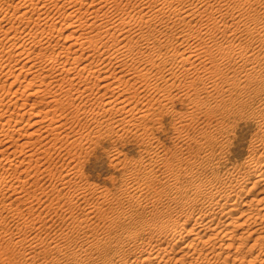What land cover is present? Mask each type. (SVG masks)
Instances as JSON below:
<instances>
[{
    "label": "rangeland",
    "instance_id": "1",
    "mask_svg": "<svg viewBox=\"0 0 264 264\" xmlns=\"http://www.w3.org/2000/svg\"><path fill=\"white\" fill-rule=\"evenodd\" d=\"M3 1L4 0H0V5L11 1L12 6H15L16 2H20V0H14L15 3L12 2V0H6L7 2ZM62 1L63 0H59V3ZM156 1L157 0H110L108 3V8H110L108 10V17L112 19V22H119L121 16L125 17L129 13L134 17L131 21L130 29L132 32L137 31L139 36H134L135 41L132 42V47L140 48L142 54L138 60L133 61L132 59H128L120 66L121 68L124 66L123 68L125 69L136 68L145 71V64L141 63L145 61L149 63L148 77L142 80V83H144L146 87L144 91H142L143 86L141 87V80H130L129 74L125 72L124 74L122 73L124 76L122 79L118 78L121 76V74L118 73L123 69L111 60V52L107 53L104 51L102 55H105V57H103L98 51L99 49L94 51L89 45L88 51L81 45L77 46L80 43L72 45L74 38L77 37V35L80 36L79 33L85 32L89 35L92 30H81L80 32L77 30L74 34V29L72 30L73 21L71 22L72 19H70V14H62L59 10L58 12H61L59 15L56 11V7L52 8L54 6H48L49 13L47 14H51V17L47 18L45 22L40 20L42 28H39L40 25H36V14L29 15H33V18L36 20L32 19V21L29 22L26 20L18 21V19H16L17 17H15V19L12 17L11 19L10 14L9 18L8 14L0 8V16H3L2 18L0 17L2 20L0 21V25H3L2 27L4 30L8 28L4 27L5 25L7 26L8 24V26L11 27L18 22L21 23L16 25L18 30H25V33L27 29H31L30 26L33 24V31H39L38 29H43V27L46 29L57 28L58 30V33L55 29V31L52 29L54 33H52L53 31L51 30L47 32L49 33L47 35L44 33L46 35L45 38L49 36L45 40L43 34L42 42L39 44L37 43V47L33 43H29L31 42L30 40L27 41L28 46L30 47L31 45L30 48L34 46L32 49H29L30 55L34 54L31 56V59L33 60L34 57V62L37 61L33 69H26L28 66L22 68L24 71H22L23 74L18 80L17 77L16 79L14 77L21 71L20 67L23 65L24 57H20L21 59L18 60V65L13 68L14 70L11 69L8 71L6 66L5 69L7 71L5 69L3 70L1 67L2 64H6L5 60L8 61L7 63H10V58L12 59L13 56L9 54L10 57L8 55V53L11 52V48H8L10 47L9 45H7L5 51H2L4 47L0 45V71L2 70L0 72V86L4 85V87H0V95L2 94L6 97L2 102L3 104L0 107V111L4 112L8 110L10 111L8 113H11L12 110V112L15 113L14 115H16L23 114L22 112L27 110L24 111V120L20 119L22 121L19 123L20 128L22 125L24 128L18 129V131H15V134L11 131L10 126L12 124L11 122H15V120L9 122L8 125L6 123L7 121H3L0 124V133L5 122L6 132H8V135L12 134L14 136L11 137L10 135L9 140L6 138L8 142L10 141V144H7V142L0 143V150H6L5 153L2 150L3 153L0 151V160H2L0 161V180H2V178L5 180L0 181V264H119L120 261L122 263L128 261L130 264L131 260L134 256H137L138 253L130 250V245L126 241L128 232H136L139 237L138 242L142 245L147 244V241L149 242L150 239V233L147 228L150 227L149 224L155 222L157 217L156 210L154 209L169 211L166 207L168 205L166 202L167 197H179L178 187L185 189L191 186L194 180H207L218 175H224L228 170L240 167L251 154L260 155L261 151L258 148L252 147V140H254L257 135L261 134L257 123V108L264 99V60L258 64V71L255 73L254 77L240 80L242 74L239 67L242 61L238 60L235 62L234 56L229 60V58L225 56V51L219 50L216 47L211 48L210 40L211 37H213L223 46L228 47V45H232L230 43L232 37H227L226 35L232 33L229 31L230 27L235 28L240 23L238 30L240 39L238 37L233 39V41L236 40L235 45L249 47L253 57H263L264 44L260 46L259 38L249 35L248 32L264 28V0H248L249 2L246 0H209L206 4L204 2L200 3L199 0H174L175 5L169 3H156ZM110 3L113 7L110 6ZM141 3L152 5L155 10L160 7L163 11V16H155L153 13L149 19L148 16L145 15V10H139ZM179 3L197 6L202 12V15L207 16V19L200 18V16L197 15H185L183 13L175 14L173 9ZM144 4L142 5L144 6ZM81 5L83 11L89 6L88 4ZM219 5L223 6L222 10L218 9ZM103 8L105 10L107 9L106 6ZM103 8L101 11L102 13L105 11ZM15 9L16 8L11 7L10 12L12 11L11 13H13L15 11L16 14L18 12L20 14L22 11L21 8ZM44 10L47 11V7ZM85 14L86 13H83V16ZM231 14H234V17L231 16ZM240 14H243L242 18ZM87 15L88 13L85 15L86 17L84 16L85 19L88 18ZM254 16L259 18L253 19ZM213 17H218L220 19L224 18V20H226L227 27H222V32H219L213 25L210 26L209 30L204 27L203 24L206 22L211 23ZM57 18H59V20H55ZM69 22H71L70 25ZM9 24L12 25L10 26ZM60 25L61 27H66L68 25L69 28L67 27L62 31L63 33L61 32L60 34ZM3 28L0 30H3ZM104 28L105 27L100 29ZM23 31L22 33L25 35ZM29 31L26 33V37H28ZM93 31L96 33L98 30ZM2 32L3 31H0V34H3ZM111 32H115V29H112ZM67 33L69 34L67 35ZM104 34H109V32L104 31L103 35ZM57 35H61L60 37L62 39ZM70 35L74 37L71 38V40ZM65 38H67L68 41ZM55 40L58 43H56ZM21 41L22 40L19 42ZM69 43L71 47L68 45ZM188 43L201 46V55L215 60L214 65L216 66L218 63V68L216 69L214 66L210 67L213 64H208L206 68L192 69L189 72L184 71L181 75L175 77L174 80L167 81L166 73L168 68L184 70L185 66H188V64L184 65V62L181 60L182 56L179 55L183 52ZM46 44H48V46ZM41 45H43L42 47L46 46V52ZM66 45L68 47L67 50H69V48L71 49L69 50L70 52L66 51ZM28 46L27 48H29ZM109 47L110 45L108 44L105 46V48ZM48 50L52 54H49ZM91 50L94 52L90 53ZM41 52L44 54L42 55ZM105 52L106 54H104ZM58 53L59 56H62L59 57ZM2 54L5 55L3 56ZM52 55L57 56L55 58L57 60H54ZM75 55H78L79 58L78 56L75 57ZM73 57L77 58V60ZM82 57H85L84 60ZM47 59L50 60L48 61ZM91 59L93 64L96 63L94 65H97L95 67L98 68V70L100 66H103L101 67L103 71L107 69L106 75L110 76L111 81H114L112 88L105 89V87H103V83L105 82L100 81V79L97 80L98 74L97 76L94 74V76L92 73L94 69L90 72V69L81 68ZM59 60L60 62H58ZM78 60L81 62L78 63L77 66H81L79 67L80 69L77 68L78 71L77 69L75 70L76 73L78 72L76 82V77H73L75 71L73 74H68L58 68L63 67L61 66L63 65L62 62H71L72 66L73 64L76 66L75 62ZM47 61L48 63H46ZM104 62H107V64ZM37 63L40 64L41 67L44 66L42 67L43 69H40L41 67H39ZM47 64L49 65L48 67ZM35 67L37 70H35ZM232 68L239 70L236 77L226 79L227 76L233 74L231 72ZM26 70L27 73H25ZM30 70L32 71L30 72ZM33 71L35 72L33 73ZM79 71L82 72L81 74L88 73L93 76L89 77L87 74L86 78V74L81 76ZM61 74L65 75L62 77ZM35 75L38 79L36 77L34 78ZM65 76H67L66 81L63 80V82L60 80L61 78H65ZM79 76L80 78L85 77V81L83 79L81 80ZM57 77L61 78L57 80ZM71 77L74 78V85L76 87L73 89L74 95L70 96L63 91L64 93H61L62 96L60 95L63 99L59 96L62 101L60 100L55 103V101L51 100V95L57 89V92L60 88L64 90V88H62L64 85L70 87L67 84L69 83L68 78L70 79ZM34 79L36 80L34 81ZM29 80L30 85L27 87L26 84H29ZM41 80H44V82L41 83ZM13 81L14 83L12 84L14 85L11 86L10 82ZM52 81H55L53 85H56V87L59 85L57 89L54 88L55 86L53 87ZM96 82L99 83V85ZM171 82L174 83L173 86L170 85ZM33 84L35 88L32 86ZM35 84L41 85V87H37ZM23 86H25V88ZM44 86H50L49 90L47 89L48 87ZM83 86H85V88ZM154 86L165 90L164 101H162L159 95L160 92L158 93L154 90ZM10 87L12 89L10 91H14L12 93L9 91L8 95L7 88ZM42 87H44V89ZM135 88L139 90L136 91ZM22 89H25L24 92L20 91ZM35 89L42 90L39 91L38 93L40 94H38V90L35 91ZM16 90L17 94L13 95ZM31 90L35 92L33 93ZM61 90L59 92H62ZM82 90L84 91L82 92ZM113 90L115 93L112 92ZM103 92L105 96L102 94ZM89 93H92L90 97ZM18 94H20L22 98H18ZM46 94H48V96ZM76 94L82 99H78L77 96L75 97ZM10 95V98L16 101H12L11 103L9 99ZM26 95H28V99L25 97ZM63 95L65 98L68 95L69 98L65 100ZM117 95L121 96L120 100L126 98L127 104H129L130 100V104L127 106L131 108L134 107V112H128L127 114L122 111L117 112L114 109L104 112L100 104V102L103 101L101 99H105L109 96L116 98L114 96ZM84 96L87 97V101L84 99ZM99 96L101 98H99ZM74 98H77V100ZM20 100H22V102H20ZM19 102L24 106L21 105L19 107ZM10 103L14 105L11 106ZM49 103H52L53 106ZM67 103H69V106ZM57 104H60V106ZM7 105L10 108L8 107V109H5ZM54 105L58 107L52 110ZM22 107L23 109H20ZM146 107L154 108V110L150 115L144 117L142 110ZM58 108H60V114ZM29 109L31 112L34 111V113L37 112L38 115L40 114L41 116L39 117H43L40 119L41 121L43 120L42 123L44 122V124H47L42 125L41 121L37 123L30 115L31 112ZM61 109H63V111ZM38 111H41L45 117ZM51 111L53 113L55 112L56 114H54L56 116L52 114ZM46 112L48 115L45 114ZM62 112H67L66 116L64 113L63 117ZM49 115L54 118H50L52 119L50 124L48 123L50 121L48 118ZM57 115L61 117L59 118ZM125 116H128L127 119L129 121L123 120ZM55 118H57L58 121H56ZM115 118L116 120L119 118L118 121H115ZM30 120L32 122L35 121L38 125L35 122L33 123L36 126L33 125ZM26 121L28 125L25 124ZM53 121L58 125L54 126L55 123ZM62 121H64V124ZM47 125H52L55 128L58 126L59 128L53 129L52 126L48 127ZM48 128H52L53 130L51 129L50 132ZM40 130L41 132L39 134ZM58 130H60V132ZM26 131H29V133L33 132L32 138ZM36 131H38V133ZM19 133L20 136L22 133L26 135L24 134L25 136L20 137ZM43 133H45L46 136L43 135ZM35 135L37 138H35ZM44 136L45 138H42ZM17 138L19 141H16ZM29 138L31 139L30 142ZM36 139L40 140V143L43 142V144H40L41 149L39 148L40 146H38L39 143H36L38 142ZM34 140H36V142ZM13 141L17 143L13 144ZM24 142L27 143L26 146ZM31 143L34 146H32L33 149L35 148L34 151L36 149L40 150H36L37 153H35L33 158L31 157L32 160L29 157L30 153L29 156L26 154L27 150L30 152L32 148H30ZM21 144L25 146L24 149L26 151H21L25 156L20 152V149H23L19 148L22 147ZM46 144L47 146H45ZM7 145L10 147L12 153ZM43 145L45 147H43ZM13 148L17 150L15 155L13 154ZM1 154H3V158ZM17 155L19 158L16 157ZM11 156L12 158H10ZM7 157H9L10 160ZM15 157L16 160H14ZM3 161L4 163H8L5 165L2 163ZM18 161L20 164L17 163ZM11 165L12 168L10 167ZM12 175L14 177H12ZM9 184L12 187L9 186ZM15 187L18 189L14 191L13 189H15ZM80 192H83V194L80 195ZM99 193H102L104 196V199L101 201L96 200V196H98ZM94 203L97 204L96 208H91L90 210L89 207ZM172 204L174 205V203ZM32 236H36L37 243L34 242L31 244L25 241V239H31ZM20 238H23L24 242H17ZM51 245L52 247L56 245L57 248L53 249Z\"/></svg>",
    "mask_w": 264,
    "mask_h": 264
},
{
    "label": "bare ground",
    "instance_id": "2",
    "mask_svg": "<svg viewBox=\"0 0 264 264\" xmlns=\"http://www.w3.org/2000/svg\"><path fill=\"white\" fill-rule=\"evenodd\" d=\"M4 1H6V0H4ZM208 1L209 0H199L200 3L204 2L205 4L208 3ZM246 1L249 2L248 0H246ZM12 2H14V0H12ZM109 2H110V0H63L61 3H59V0H20V2H18V3L16 2L15 6H12V3L10 1V2H7V3L1 4L0 8H2L4 10V12L6 14H8V16L10 14L11 19H12V17H14L13 19H15V17H17L16 19H18V21L19 20L20 21L21 20H26L27 22L32 21V19H34L33 15L36 14L37 15V20L36 19H34V20H36V25H40L39 26V28H40L41 27V24H40L41 21L40 20H42V22H45V21H47V18L51 17L50 16L51 14L50 15L47 14V13H49L48 12V6H54L52 8L56 7V9H57L56 11L57 12L60 10L62 12V14H70L71 18L70 17L69 18L72 19L71 22L73 21L72 22V24H73L72 30L74 29L73 30L74 34L76 33L77 30L79 32L81 30H87V31H89V29L92 30L90 33L88 32L89 35L86 34L85 32L79 33L80 36H78L77 35L78 33H77L76 34L77 37H75V38L72 37V35H70L71 36L70 40H71V38H74V41H72L73 43L70 42V43H72V45L73 44L76 45V44L80 43L77 46L81 45L87 51L89 49L88 48V45H89V47H92L94 51L96 49H99L98 51L101 53V55H102V53L104 51H106L107 53L111 52V57H110L111 60H113L114 63H117L118 66L121 68L122 63L127 61L128 59H132L133 61H136V60H138V58H140V55L142 54L141 49L132 47L133 46L132 42L135 41V37L134 36H139V33H137V31H133L132 32L131 29H130L131 21L134 19L133 15L130 14V13L127 16H125V17L121 16L120 17L121 20L119 19L120 20L119 22H112L111 21L112 19L108 17V15H109L108 14L109 13L108 10L110 9V8H108V6H109L108 3ZM143 2H145V1H143ZM156 3H162V4L169 3V4H172V5H175V1L174 0H157ZM81 4H88L89 6L87 7V9H85V11H83L82 10L83 8H82ZM142 4H144V3L140 4L139 10L140 11H144L145 10V15H147L149 19L151 18L153 13H154L155 16H157V15H161V17L163 16V11H162V9L160 7H158L157 10H155L152 5L144 4V6H143ZM79 5H81V6H79ZM105 6L107 8L106 10L103 8ZM110 6H111V3H110ZM117 6H119V5H117ZM11 7H14L16 9H20L21 8L22 11H21L20 14H19V12L17 13L19 15H17L15 11L13 13H11L12 12V11L10 12ZM46 7H47V11L44 10ZM111 7H113V6H111ZM137 7H138V5H137ZM222 7H223L222 5H219L218 9L222 10ZM102 8L105 10L103 13L101 12ZM173 10H174L175 14L183 13L185 15L186 14L187 15H197V16H200V18H206L207 19V16L202 15V12L200 11L199 8H197V6H190V5H186L184 3H179L178 5H176L174 7ZM17 11H19V10H17ZM30 12H32V13H30ZM61 12H58V14L60 15ZM83 13H86V14L88 13V15H87L88 18L85 19L84 16L86 14L83 16ZM30 14H33V15L29 16ZM62 14H61V16H62ZM8 16H6V17H8ZM10 16H9V18H10ZM55 16H57V15H55ZM231 16L234 17V14H231ZM240 16L242 18L243 14H240ZM258 18L259 17H257V16L253 17V19H258ZM6 19H8V18H6ZM43 19H46V20H43ZM212 19H213V21L211 23L206 22L205 24H203L204 27L207 30H209L210 26H212V25L219 32L223 31L221 29L222 27H227V22H226V20H224V18L220 19L218 17H213ZM50 20L52 21L51 18H50ZM55 20H59V18H57ZM0 21H2V20L0 19ZM71 22H69V25H70ZM8 23H10V22H8ZM12 23H13V20H12ZM18 23H20V22H18ZM4 24H6V23H4ZM17 24L16 23L14 25L11 24L12 26L9 24L11 27H9L8 24H7V26L6 25L4 26V27H8L7 29L5 28V30L2 27L3 25L2 24L0 25V29L3 28V30H0V31H3L2 32L3 34H0L1 35V37H0V45H2L5 48V49L1 48L2 51L3 50L5 51L7 45H9L10 47H8V48H11V50H10L11 52L8 51L9 50L8 49L7 51L10 52V53H8V55L10 54V55L13 56L12 59L10 58V60H11L10 63H7L8 61H6L2 57L5 60V62H6V64H2V66H1L3 68V70L5 69V66L8 68V71L13 69V68H15L18 65L17 64L18 60L21 59L22 57H24L23 58L24 59L23 65L20 67L21 71L20 72L18 71L19 73L17 72L18 74L14 77L15 79L17 77V80H18V78L23 74L22 71H24V69L22 70V68H25L26 66H28V67H26V69L27 68L28 69H33L34 66L36 65L35 63L37 61L36 60L34 62V57H33V60L31 59L32 58L31 56L34 55V54L30 55V50L29 49H32L34 46L32 48H30L31 45L29 44L30 45V47H29L28 44H27V41L30 40L31 42H29V43H33L34 45H36L37 43L39 44L40 42H42L43 34L45 33L47 35V34H49L47 32H49L50 30L53 31L55 28L54 29L52 28L53 29L52 30L51 28H47L46 29V28L43 27V29H38L39 31H35V30L33 31L32 27H33L34 24L32 23L33 25L30 26L31 29L29 27H27V28L30 29V31H29V29H27V32L29 31V33H28V37H26L25 35H26L27 32L25 33L24 32L25 30L23 31L22 29H20L21 31H19L18 27L16 26ZM47 24H48V22H47ZM51 24H52V22H51ZM61 25H60V28H59L60 29L59 30L60 34H61L62 31H64V29H66L67 27L69 28L68 25L66 27L65 26L61 27ZM239 25H240V23L235 28L230 27L229 31H231L232 33H228L226 35L227 37H232V41L230 42L232 45H228V47L227 46H223L218 41H216L213 37H211V40H210L211 48L216 47L219 50L225 51V56L227 58H229V60H230V58L232 56H234V58H235L234 61L235 62H237L238 60L242 61V64L239 67V69L241 70L240 72L242 74L240 80L241 79H251L252 77L255 76V73L258 71V64L262 60H264V56L263 57L262 56L253 57L252 53H251V49L249 47L238 46L237 44L235 45V41L236 40L233 41V39L236 38V37H238L240 39V37L238 35V30H239V27H240ZM14 26H16V27H14ZM21 27H23V26H21ZM55 27H56V25H55ZM103 27H105V28L104 29H100V28H103ZM34 28H36V27H34ZM23 29H25V28H23ZM112 29H115V32H111ZM55 30H57V28ZM69 30H71V29H69ZM93 30H95V31L98 30V31L95 33ZM22 31L25 33V35L22 33ZM54 31L52 33H54ZM104 31L105 32H109V34H104L103 35ZM57 33H58V30H57ZM45 34H44V38L46 36ZM68 34L69 33H67V35ZM248 34L252 35V36H257L259 38L260 46L264 44V28L251 30V31L248 32ZM50 35H51V33H50ZM67 35H66V37H67ZM57 36H59V35H57ZM47 37L45 38V40L47 39ZM54 37H56V36H54ZM67 38H65V39L67 40ZM79 39H81L82 41L79 40ZM20 40H22V41L19 42ZM43 41H44V39H43ZM183 41H185V40H183ZM55 42L58 43L56 40H55ZM49 43H51V42H49ZM70 43L68 45L71 47ZM48 44H46V45L48 46ZM53 44H55V43H53ZM107 44L110 45L109 48H105V46H107ZM233 45H235V46H233ZM27 46L29 48H27ZM42 46L43 45H41V47ZM36 47H37V45H36ZM258 47H259V45H258ZM14 48H15V50H14ZM42 48L45 49L46 46L42 47ZM65 48H66V51L71 50L70 48H69V50H67V48H68L67 45H66ZM49 49H50V47H49ZM201 49H202V47L199 46L198 44L194 45V44H189L188 43L186 45L185 49L183 50V52L179 54V55L182 56L181 60L184 62V65L188 64V66H185L184 70H175L173 68H168L167 69V73H166L167 74L166 75V80L167 81L174 80L175 77L181 75L184 71L189 72L192 69L206 68L208 64H213L210 67L214 66L217 69L219 64L217 63V65L215 66L214 65L215 64V60H213L210 57L202 56L201 55ZM78 50H79V48H78ZM93 50H91L90 53L94 52ZM46 51L47 50L45 49V52ZM50 51H51V49H50ZM50 51H49V54H52V53H50ZM54 51H56V50H54ZM82 51H83V49H82ZM99 52H97V53H99ZM106 52L104 54H106ZM0 53H1V50H0ZM43 54L44 53H42V55ZM80 54H83V53H80ZM80 54H79V56H80ZM91 55H89V56H91ZM49 56H48V58H49ZM58 56H59V53H58ZM61 56H59V57H61ZM77 56L75 55V57H77ZM79 56H78V58H79ZM56 57L57 56H53L52 55V58H54V60H57V59H55ZM63 57H65V56H63ZM85 57H87V56H85ZM103 57H105V55ZM46 58H44V59H46ZM84 58H83V60H84ZM74 59L77 60V58H74ZM102 59H100V60H102ZM47 60L49 61L50 59H47ZM80 60H82V59H80ZM80 60H78L79 62L78 61L75 62L76 66H74V64L72 66V63H71L72 60L71 59H70L71 62L69 61L70 63H63L62 62L63 65H61V66H63V67L62 68H58V69H62L63 71L67 72L68 74H71V73L73 74V72L77 68L80 69L79 67L81 65L77 66V64L81 62ZM48 61L46 63H48ZM90 61H92V59L87 61V62H90ZM1 62H3V61H1ZM5 62H3V63H5ZM52 62H54V61H52ZM58 62H60V60ZM64 62H67V61H64ZM86 63L84 64V66L81 67L82 69H90L89 70L90 72H91V70L94 69L92 71L93 75L95 74L97 76V74H98V79L97 80L100 79V81H102V82L104 81L105 82V83H103L104 84L103 87H105V89H109V88L113 87L114 81H111L110 80V76L106 75L107 69H104L106 71H103V69L101 70V67H103V66H100V69L98 70V68L95 67L97 65H94L96 63L93 64V61L88 63V64H86ZM104 63L107 64V62H104ZM49 64H51V63H49ZM97 64H98V62H97ZM141 64H145V69H146L145 71L144 70H140V69H136V68L125 69V68H123L124 67L123 66L121 68L123 70L120 71V68H119L120 73H118V74H121V76L118 77V78L122 79L124 77L122 75V73L124 74V72H125L126 74H129L128 76H130L129 77L130 80H132V79H135V81L141 80V83H142V80L147 79V77H148V72H149L148 66H149V63L145 61V62H142ZM38 65H39V67H41L40 64H38ZM43 65H45V64H43ZM54 65H56V64H54ZM57 65H58V63H57ZM48 66L49 65L47 64V67ZM42 67H44V66H42ZM42 67L40 69H43ZM45 68H46V66H45ZM53 69H55V68H53ZM78 69H77V71H78ZM35 70H37L36 67H35ZM31 71L32 70H30V72ZM38 71H39V69H38ZM47 71H49V70H47ZM47 71H45V72H47ZM58 71L62 72L61 70H58ZM238 71H239L238 69H233L232 68L231 72L233 74L230 75V76H227L226 79H232V78L236 77ZM10 72L12 73V71H10ZM34 72L35 71H33V73ZM40 72H41V70H40ZM49 72H51V71H49ZM82 72H83V70H82ZM82 72L79 73L81 76L84 74V73L81 74ZM25 73H27V70H26ZM67 73H65V74H67ZM77 73L75 71L74 76L71 75L73 77H76L75 81H76L77 76H78ZM12 74H14V73H12ZM47 74H46V76H47ZM53 74H54V72H53ZM87 74L85 76L86 78H87ZM64 75L61 74L62 77ZM49 76H52V75H49ZM92 76H91V74L89 75V77H92ZM35 77H36V75L34 76V78ZM57 78H58L57 80H59L61 77L60 78L57 77ZM79 78H80V76H79ZM79 78H78V80H79ZM84 78L81 77L80 79L81 80L83 79L85 81L86 78L85 79ZM40 79H42V78H40ZM49 79H48V81H49ZM73 79L74 78H72V77L70 79L68 78V82L69 83L67 85H69L70 87H66L64 85L66 87L65 88L64 86H62L60 84L62 86V88H64V90H61V88L59 87L62 92H59L60 90L57 92V90H58L57 87L59 85L56 87V85H53L56 80L54 82L52 81L53 82L52 83L53 87L55 86L54 88L57 89V90H55V92H53V94L51 93V90H50V93L52 94L51 95V100L55 101V103L57 101L59 102L61 99H63V98H61V96H62L61 93L63 94L64 92H65V94L73 96L74 95V90L73 89L76 88L75 85H74L75 82H74ZM17 80H16V82H17ZM35 80L36 79H34V81ZM60 80L66 81L67 80V76H65V78H61ZM32 81H31V83H32ZM45 81H47V80H45ZM27 82H28V80H27ZM43 82H44V80L43 81L41 80V83H43ZM117 82H119V81H117ZM10 83H11V86L14 85V84H12V83H14V81L10 82ZM50 83H51V81H50ZM59 83H62V82L60 81ZM80 84H78V85H80ZM97 84L99 85V83H97ZM29 85H30V80H29V84L28 85L26 84V86L29 87ZM45 85H49V84H45ZM170 85L173 86L174 83L171 82ZM1 86L4 87V85H1ZM32 86L34 87V84ZM32 86H30V87L33 88ZM36 86L37 87H41V85H36ZM85 86H83V87L85 88ZM142 86H143L142 91H144L146 89L144 83L141 84V87ZM5 87H6V85H5ZM23 87L25 88V86H23ZM44 87H48V86H44ZM44 87H42V88L44 89ZM49 87L47 88L48 90H49ZM17 89H19V88H17ZM78 89H79V87H78ZM81 89H82V87H81ZM113 89H115V88H113ZM229 89H230V87H229ZM7 90H8V92L7 91L6 92L9 95V91L12 90V89L10 87V88H7ZM24 90L25 89H22L20 91L24 92ZM37 90L38 89H35V91H37ZM41 90L42 89L38 90L37 93L39 91H41ZM84 90H82V92ZM135 90L137 91L139 89L135 88ZM154 90L157 91L158 93L160 92L159 95L161 96L162 101H164V91L165 90L162 89V88H159L157 86H154ZM4 91H5V89H4ZM35 91H32V92L34 93ZM78 91H80V90H78ZM12 92L10 91V93H12ZM16 92H17V90L15 91V93L13 95L17 94ZM26 92H27V89H26ZM43 92H41V93H43ZM85 92H86V90H85ZM89 92H93V91H89ZM112 92L115 93L114 90ZM98 93H100V92H98ZM38 94H40V93H38ZM38 94H35V95H38ZM48 94H46V95L48 96ZM91 94L92 93H89V97H90ZM102 94L104 95V92ZM117 94H119V93H117ZM18 95H19L18 96V98H19L20 94H18ZM28 95L25 96L27 99H28V97H27ZM68 95L66 96V98L63 95L65 100L67 98H69ZM77 95L78 94H76L75 97ZM87 95H88V93H87ZM103 95H102V97H103ZM59 96H60L61 99L59 98ZM10 97H11V95L9 96V99H10V102L12 103L13 99L10 98ZM114 97H116V98H113V97L109 96V97H106L105 99H103V98L101 99L103 101H101L100 104H101L102 109L104 110V112L105 111H109V110H113V109L116 110L117 112H119V111L120 112L121 111L122 112H126L127 114H128V112H134V107L131 108V107L127 106V105L130 104V100H129V104H127L128 102L126 101V98H123V96H122V98L124 100H122V99L120 100V97H121L120 95L119 96L117 95V96H114ZM124 97H126V96H124ZM5 98H6L5 95H2V94L0 95V107L2 106V104H3L2 102L4 101ZM20 98H22V97H20ZM79 98L82 99L81 97H78V99ZM99 98H101V97L99 96ZM23 99H25V98H23ZM74 99L77 100V98H74ZM84 99L86 100L87 97H85ZM85 100H84V102H85ZM6 101H9V100H6ZM14 101H16V100H14ZM20 102H22V100H20ZM24 102H25V100H24ZM10 104H9V106H10ZM63 104H65V103H63ZM68 104L69 103H67V105ZM13 105L11 104V106H13ZM21 105H22V103L19 104V107ZM50 105H52V103ZM55 105H54V107H52V110L54 108L57 109V107L60 106V104H57L58 106H55ZM9 106L8 105L5 106V107H7L5 109H8ZM22 106H24V105H22ZM159 107H161V106H159ZM31 108H32V106H31ZM63 108H65V107H63ZM20 109H23V107L20 108ZM30 109H29V111L31 112ZM59 109L60 108H58V112L60 114L61 111H59ZM67 109H68V107H67ZM61 110L63 111V109H61ZM153 110H154V108L146 107L145 109L142 110L143 116L145 117V116L150 115ZM13 111H15V110H13ZM24 111H27V110H24ZM24 111L22 112L23 114H16V115H14L15 113L12 112V110H11V113H8V112H10L8 110H5L4 112L0 111V124L3 121H7L6 123L8 125L9 122L15 120V122H11L12 124L10 125L11 126V131H13L14 134H15V131H18V129H21L23 127V125H22L21 128H20L19 123L22 121L20 119L24 120V115H25ZM32 111H33V109H32ZM38 112L42 114L41 111H38ZM48 113H49V110H48ZM54 113L52 112V114H54ZM64 113H65V116H66L67 112H64ZM64 113H63V117H64ZM99 113H100V111H99ZM35 114H37V112L34 113V111H33V112H31L30 115L38 123L39 121H41L40 119H42L43 117L40 118L39 117V116H41L40 114L39 115L38 114L35 115ZM45 114H47V112ZM257 114H258L257 123H258V127H259V130H260L261 134L257 135L254 138V140H252V147L258 148L261 151L260 155L257 156V155H252L251 154L250 156H248L245 159V161L242 163V165L240 167H236V168H234L232 170H228L224 175H218V176L209 178L207 180H201V179L194 180L192 182V185L189 186L188 188H185V189H182V188L178 187L179 197L178 196H169V197H167V201L166 202L168 203V205L166 207H167V209L169 211H161L160 209H154V210H156L157 217H156L155 222L149 224L150 227L147 228L149 230V233H150V239H149V242L147 241V244L142 245L141 243L138 242L139 237H138V234L136 232H134V231H129L128 232V234L126 236V241L130 245V250L134 251L135 253H138V255L134 256V258L131 260L130 264H245V263H247V264H264V99L260 102V104H259V106L257 108ZM54 115H52V116H54ZM42 116H44V114H42ZM123 116H124V114H123ZM48 118L50 119L52 117L49 115ZM116 118H115V121H118L119 118L117 120H116ZM127 118H128V116H125V118L123 120L124 121H129ZM30 119H31V117H30ZM52 119H54V118H52ZM52 119H50V121L48 122L49 124H50V122H52ZM55 119H56V121H58L57 118H55ZM64 119H66V118H64ZM47 120H45V121H47ZM30 121H28V122H30ZM35 121H33V122H35ZM42 121H41V123H42ZM63 122L64 121H62V123ZM25 124L28 125L27 121L25 122ZM43 124H44V122L42 123V125ZM46 124L47 123H45L44 125H46ZM33 125H35V124L33 123ZM56 125H58V124L55 123L54 126H56ZM35 126H33V127H35ZM51 126H48V127H51ZM31 127H32V125H31ZM57 127L56 128L53 127V129L54 128L58 129L59 127L58 128ZM8 128H10V127H8ZM36 129L38 130L37 127H36ZM36 129H34V130H36ZM46 129H47V127H46ZM51 129H49L50 132H51ZM1 130L4 133L2 131H1L2 134L0 133V143H6L7 142V144H10L9 143L10 141L8 142V140L10 138V135H11V137L13 135L12 134L8 135V132H6L5 122H4V125L2 126ZM41 130H43V129H41ZM41 130L39 131V134H40ZM58 131L60 132V130H58ZM26 132L29 133V131H26ZM36 132L38 133V131H36ZM16 133H18V132H16ZM20 133H21V131H20ZM20 133H19V136H20ZM25 133H22L21 136H25L26 135ZM37 133H35V134H37ZM45 133H43V135H45ZM29 134H30V136L32 138L33 132H30ZM54 134H55V132H54ZM58 135H57V137H58ZM30 136H28V137H30ZM45 136L42 137V138H45ZM57 137H56V140H57ZM6 138H8V140ZM18 138L16 139V141H19ZM35 138H37L36 135H35ZM46 139H49V138H46ZM12 140H15V139H12ZM21 140H23V139H21ZM30 140L31 139L29 138V142H30ZM36 140H38V139H36ZM36 140H34V141L36 142ZM25 141H27V140H25ZM39 141L40 140H38V142H36V143H39L38 146H40L41 143L43 144V142L40 143ZM16 143H14V141H13V144H16ZM24 143H25V146H26L27 143L26 142H24ZM32 143H34V142L32 141ZM32 143H31V146L29 145L30 148L33 146ZM10 146H12V145H10ZM18 146H20V145H18ZM25 146L22 145V147H19V148H23V149H20V152L22 150L23 151L25 150L24 149ZM35 146H36V144H35ZM45 146H47V144ZM45 146L43 145V147H45ZM49 146H50V144H49ZM33 147L31 148L30 152H28V150H27V153H26V154H28V156H29V153H30V156H29L30 158L31 157L33 158L35 156V153H37V151H40V150H37V149H36L37 151L36 150L34 151L35 148L33 149ZM30 148H26V149H30ZM39 148L41 149V146ZM14 149H16V148L12 149L13 152H14L13 154L15 155L17 153V150H14ZM9 150L11 151L10 147H9ZM2 151H4V150H2ZM2 151H1V153H3ZM5 152H6V150L4 151V153ZM11 153H12V151H11ZM21 153H23V152H21ZM1 155H2V158H3V154H1ZM20 155H22V154H20ZM23 156H25L24 153H23ZM16 157H18V155ZM16 157H15L14 160H16ZM7 158L9 159V157H7ZM10 158H12V156ZM32 158H31V160H32ZM0 161H2V160H0ZM2 163H4V161ZM7 163H4V164L6 165ZM17 163H19V161ZM16 165L17 164L15 163V166ZM10 167L12 168V165ZM15 171H17V170H15ZM11 174H13V173H11ZM1 177H3V176H1ZM12 177H14V176L12 175ZM18 178H19V176H18ZM7 179H10V178H7ZM0 181H5V180H4V178H2V180H0ZM9 186H11V185L9 184ZM11 187H9V188H11ZM16 189H18V188L15 187V189H13V190L15 191ZM54 190H56V189H54ZM58 191H59V189H58ZM81 194H83V192H80V195ZM103 199H104V196H103L102 193H99V195L96 196V200H98V201H101ZM59 200H60V197H59ZM172 203H174V205ZM51 205H52V203H51ZM96 206H97V204L94 203V204H92L89 207V209L91 210V208H96ZM25 241L27 243L33 244L34 242L37 243V238H36V236L35 237L32 236L31 239H25ZM17 242H21L22 243V242H24V239L20 238ZM56 245H55V247H52V245H51V248H53V249L57 248L58 245L57 246ZM119 264H129V263H128V261H125L123 263L120 261Z\"/></svg>",
    "mask_w": 264,
    "mask_h": 264
}]
</instances>
